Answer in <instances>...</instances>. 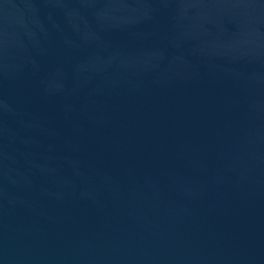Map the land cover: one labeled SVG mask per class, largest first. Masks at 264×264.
Returning a JSON list of instances; mask_svg holds the SVG:
<instances>
[{
  "label": "water",
  "instance_id": "95a60500",
  "mask_svg": "<svg viewBox=\"0 0 264 264\" xmlns=\"http://www.w3.org/2000/svg\"><path fill=\"white\" fill-rule=\"evenodd\" d=\"M0 264H264V0H0Z\"/></svg>",
  "mask_w": 264,
  "mask_h": 264
}]
</instances>
